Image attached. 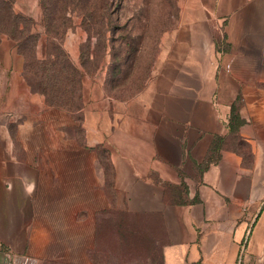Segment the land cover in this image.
<instances>
[{
	"label": "crops",
	"instance_id": "crops-1",
	"mask_svg": "<svg viewBox=\"0 0 264 264\" xmlns=\"http://www.w3.org/2000/svg\"><path fill=\"white\" fill-rule=\"evenodd\" d=\"M25 61L0 34V264L118 263L128 232L137 262L264 264V0H179L145 86L86 82L81 119Z\"/></svg>",
	"mask_w": 264,
	"mask_h": 264
},
{
	"label": "rangeland",
	"instance_id": "rangeland-1",
	"mask_svg": "<svg viewBox=\"0 0 264 264\" xmlns=\"http://www.w3.org/2000/svg\"><path fill=\"white\" fill-rule=\"evenodd\" d=\"M80 1L89 11L70 0H0V34L22 22L28 84L42 88L46 101L67 102L79 119L86 82L102 84L117 100L145 86L163 34L179 17V0H108L106 10ZM91 9L96 12L92 17ZM142 242L128 232L121 261L109 264H161L158 253L154 263L133 261L137 254L127 249Z\"/></svg>",
	"mask_w": 264,
	"mask_h": 264
},
{
	"label": "trees",
	"instance_id": "trees-1",
	"mask_svg": "<svg viewBox=\"0 0 264 264\" xmlns=\"http://www.w3.org/2000/svg\"><path fill=\"white\" fill-rule=\"evenodd\" d=\"M54 2H56V3H58V1L59 0H53ZM65 1V4H67V1L68 0H64ZM82 1H80V0H70V3H72V4H74V5H81L80 7L81 8H83L82 10H84L85 9V11H89V9H87L82 3H81ZM88 2H89V4H88ZM99 2V3H98ZM85 3L86 4H88V5H94V4H98L99 5V7L101 6V7H104V10H106V8H107V6L109 5V2H108V0H86L85 1ZM91 10H93V9H91ZM93 12V14H88L89 16L91 15V17L93 16V15H95V11L93 10L92 11ZM88 13V12H87ZM21 23L22 22H17L16 23V30L15 31H13V30H11V31H8V30H6V33H7V35L9 36V37H11V38H13L16 42H17V44H18V46H19V51L25 56V70H27V57H26V52H25V48H24V46H25V41H24V37H23V35H22V33H23V31H22V27L20 26L21 25ZM80 78V77H79ZM80 83V81L78 80V85H81V84H79ZM76 86V85H75ZM37 90V89H36ZM40 92H42V93H44L45 94V91L41 88H39L38 89ZM48 100V99H47ZM47 103L48 104H50V105H56V106H60V107H64V108H67L69 111H71V112H74L73 110H72V108L69 106V104L67 103V102H63V101H53V100H51V101H47ZM232 121H233V129H232V131L235 133V135H234V137H235V139H234V141L236 140V139H238V144H241V145H244V141L243 140H241L239 137H238V135H237V128H238V124L240 123V122H242V120L240 119V117L238 116V114L236 113V106H235V108L233 109V116H232ZM219 140V141H218ZM217 140V142L215 143V146L213 147V150H212V152H211V155L209 156V159H212L213 157H214V151H215V149H216V147L217 146H219V144H220V142L222 141V138H219Z\"/></svg>",
	"mask_w": 264,
	"mask_h": 264
}]
</instances>
